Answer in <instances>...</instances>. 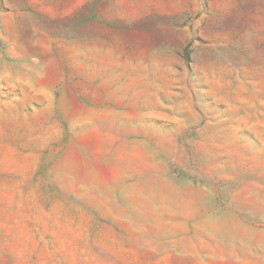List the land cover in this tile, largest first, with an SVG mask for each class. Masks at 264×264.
<instances>
[{
    "label": "rangeland",
    "instance_id": "rangeland-1",
    "mask_svg": "<svg viewBox=\"0 0 264 264\" xmlns=\"http://www.w3.org/2000/svg\"><path fill=\"white\" fill-rule=\"evenodd\" d=\"M0 264H264V0H0Z\"/></svg>",
    "mask_w": 264,
    "mask_h": 264
}]
</instances>
